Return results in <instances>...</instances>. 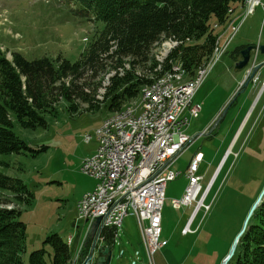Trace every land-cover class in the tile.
I'll return each mask as SVG.
<instances>
[{"label":"rangeland","instance_id":"1","mask_svg":"<svg viewBox=\"0 0 264 264\" xmlns=\"http://www.w3.org/2000/svg\"><path fill=\"white\" fill-rule=\"evenodd\" d=\"M241 22L227 53L210 72L211 65L208 67L206 73L209 74L202 81L203 85L194 99L195 104L202 106V111L190 119L186 135L192 142L172 167L180 175L167 184L161 234L165 246L155 253V264H221L229 251V244L234 243L232 233L240 220L238 215L243 213V206L248 205L254 191L260 189L258 186L263 183L264 91L262 94L260 92L264 81V66L237 97L236 104L228 109L214 134L200 135L216 122L235 98L237 90L242 89L241 81L246 75V69L237 71L235 68L237 61L234 52L237 46L243 44V40L249 41L250 45H257L261 37V44L264 45L262 7H258L245 21L242 15L237 26ZM100 29L101 25L90 21L77 0H0V50L9 60L13 52H18L29 60L48 56L64 57L75 62ZM171 39L155 44L151 56L155 58L157 66L150 72L147 67L149 63L145 67L138 65L139 76H145L153 83V74L159 63L164 61L168 47L172 48L170 44L177 41ZM132 60L130 57L125 58L124 69L106 74L103 88L109 85L111 77L116 74L124 76L126 71L131 70ZM257 61L263 64L264 55L260 54ZM156 75L160 76L158 72ZM194 76L187 72L184 83ZM103 88L99 90L101 94H104ZM98 95L96 98L99 100ZM251 109L247 126L241 132L237 146L206 202L211 205L210 212L205 215L202 210L198 214L193 226L195 229L202 222L198 233L183 236L182 229L192 215L195 203L175 208L173 201L181 200L185 194L188 185L186 172L190 162L197 153L203 154L199 174L204 177L201 184L205 188L213 179L215 170ZM111 114L103 105L95 111L74 114L62 102L56 114H46L47 127L25 129L15 121V134L30 148H48L36 156L31 152L0 155V161L8 164L0 166V172L21 179L33 195L32 205L23 207L20 215V220L27 226V249L22 254L24 264H30V254L43 248L44 241L52 234H58L64 241L73 236L75 245L72 253L77 242L85 237L87 225L79 220L77 205L85 194L94 190L96 181L83 173L82 165L86 158L97 152L96 142H87L85 137L94 135L95 138V131ZM239 154L240 158L237 159ZM5 194L7 197L12 196L9 192ZM46 248L52 252L49 246ZM122 252L124 254L121 255ZM47 261H50L48 256ZM133 263L149 264V259L142 244L138 220L130 212L120 228V239L113 248L110 264Z\"/></svg>","mask_w":264,"mask_h":264},{"label":"trees","instance_id":"2","mask_svg":"<svg viewBox=\"0 0 264 264\" xmlns=\"http://www.w3.org/2000/svg\"><path fill=\"white\" fill-rule=\"evenodd\" d=\"M77 1L90 21L101 25L77 61L48 56L29 60L18 52H13L9 60L0 50V155L31 152L36 156L46 151L47 147L34 150L20 139L14 132L15 121L25 129L47 127L46 114H56L62 102L74 114L95 111L102 105L110 113L121 110L128 101L138 97L142 87L152 83L149 78L137 74V67L149 63V71L154 70L157 64L151 56L152 50L163 40L173 38L180 44L170 53L166 63L169 60L180 62L193 76L213 57L218 41L215 26L227 24L233 16L230 11L240 14L245 0ZM246 48L236 50V61ZM128 57L133 58L131 70L124 76L111 77L104 99L98 100L96 96L103 88L104 76L124 69V59ZM155 77H158L156 73ZM235 104L236 101L232 106ZM6 165L0 161V166ZM262 179L260 189L254 191L248 205L243 206V213L238 215L240 220L232 233L234 240L264 189V177ZM7 192L12 196L7 197ZM32 202L33 195L21 179L0 172V264H24L22 254L27 249V226L20 215L22 208ZM104 237L107 242H113L112 232H104ZM91 244L90 240L83 250V258L88 256ZM231 246L229 244V251ZM72 257V250L64 239L52 234L44 241L43 248L30 254L29 263L69 264ZM229 264H264V197Z\"/></svg>","mask_w":264,"mask_h":264},{"label":"built area","instance_id":"3","mask_svg":"<svg viewBox=\"0 0 264 264\" xmlns=\"http://www.w3.org/2000/svg\"><path fill=\"white\" fill-rule=\"evenodd\" d=\"M259 6L264 10L262 0H245L243 21ZM232 30L233 35L225 46H221L220 58L226 52L239 27H233ZM258 53L259 50H256L255 56L250 59V71L257 64ZM166 70L167 78L188 72L181 63L170 60ZM208 74L205 73L204 81ZM201 86L194 85L180 89L179 93H176L174 112L171 116L165 117L164 122L149 125L143 137H135L139 120H133V125L129 126L128 130H112L111 136L104 139L102 150H97L94 156L83 161V173L95 179L97 185L94 191L85 194L78 204L79 220L87 222L88 230L76 251L75 264L81 263V253L90 238V229L98 218H101V222L97 229V240L104 242V232L107 231L113 233L116 243L120 235L119 229L130 212L138 220L149 264H155L156 251L165 246L161 241V234L166 187L180 175L174 172L172 167L191 142L186 131L190 119L197 117L202 109L201 105L194 104V98ZM165 94L149 96V107L135 109L126 115L133 117L134 111H141V116L151 115V107L155 102H163ZM104 127H110V123L104 122L96 131H103ZM85 140L89 142V135ZM141 140H148L147 150H140ZM132 159H140L139 170H131ZM202 162L203 154H197L192 159L186 172L189 183L185 194L181 200L173 201L175 208L196 204L191 218L182 231L183 235L196 233L198 228L193 230V223L199 211L205 210L207 214L211 210V205H206L205 202L212 184L205 189L202 187L203 176L199 174ZM69 239L72 242L74 240L73 237Z\"/></svg>","mask_w":264,"mask_h":264},{"label":"bare ground","instance_id":"4","mask_svg":"<svg viewBox=\"0 0 264 264\" xmlns=\"http://www.w3.org/2000/svg\"><path fill=\"white\" fill-rule=\"evenodd\" d=\"M220 39L221 38H219L217 41L214 57L211 59V61L205 66L199 68L195 76L191 80L186 81L185 83H184V76L186 75L187 72H185L184 74H175L173 78H167V70L164 69V62L167 61V56L170 55V52L173 49H175L179 44L177 41L172 42L170 45L173 47L172 48L170 46L168 47L167 53L164 57V61L159 63V67L156 69V72L162 74V76L155 77V73H156L155 72L153 74L154 76L153 83L146 85L141 89L139 100L136 99L134 102L130 101L125 106H123L121 110L115 112L114 114H112L110 118L106 119L105 122L110 123V127H104L103 131H95V138L98 141V150H102L104 146V139H107V136H111L112 130H116V131L128 130L129 126L133 125V120H139V126L135 130V137H143L146 134L149 125L157 124L158 122H164L165 117H170L171 114L174 112L176 93H179L180 89L182 88L193 87L194 85H202L204 82L203 80L204 75L208 67L211 65V68L209 70L210 72L214 67V65L217 63L215 61L217 57L220 56V52H221ZM162 93H166L164 97V101L154 103V105L151 107V115L141 116V111H134L133 117L132 115H126L128 113H131L135 109H141V107H149L150 106L149 96H159ZM98 98H102L101 92ZM93 138H94L93 136L89 135V142ZM147 147H148V140H141L140 150H147ZM139 167H140V159H132L131 170H139ZM67 245L69 247L73 245L71 239H68ZM74 261H75L74 259L71 260L70 264H74L73 263Z\"/></svg>","mask_w":264,"mask_h":264},{"label":"water","instance_id":"5","mask_svg":"<svg viewBox=\"0 0 264 264\" xmlns=\"http://www.w3.org/2000/svg\"><path fill=\"white\" fill-rule=\"evenodd\" d=\"M256 49V46L254 45H251L249 47H247L246 49H244L242 52H241V60L238 61L236 63V70L237 71H243L246 66L248 65L249 63V60H250V56H251V52L253 50ZM259 50H260V53L262 55H264V45H261L259 47ZM263 66V64H259L258 66H256L253 70V72L251 73L249 79L247 80V82L245 83L244 87H247L249 85V83L254 79V77L256 76V74L258 73V71L261 69V67ZM263 89H261V92L260 94L263 92ZM243 92V90H240L237 92L235 98L230 102L229 106H227L225 108V110L223 111V113L220 115V117L216 120V122L213 124L212 128L209 130L208 133H202L201 135L202 136H208L210 134H212L216 129L217 127L220 125L221 121L225 118L227 112H228V109L232 106V104L235 102V100L237 99V97ZM259 99V96L258 98L256 99V102L258 101ZM255 104V103H254ZM254 108V106H253ZM252 108V109H253ZM252 109L251 111L249 112L245 122L243 123L242 127L240 128V130L238 131V133L236 134L233 142L231 143L230 147H229V150H228V154L231 152V149L233 148V146L235 145L238 137L240 136L245 124L247 123L251 113H252ZM264 197V189L262 191V193L260 194L258 200L256 201V203L253 205V207L251 208L246 220H245V223H244V226H243V229L242 231L239 233V235L236 237L233 245L231 246L230 248V251L228 253V255L226 256V258L222 261L221 264H229V262L232 260V258L234 257L235 255V252H236V248H237V245L239 243V240L240 238L242 237V235L244 234V232L246 231L247 229V226H248V223L251 219V217L253 216L255 210L257 209V207L259 206V204L261 203L262 199ZM101 222V218H98L96 220V222L93 224V228L91 229V234H92V237H95L96 236V231H97V228L99 226ZM95 259V260H94ZM111 260H112V251L110 250V248L108 247H97L96 245V239H95V242L93 243L91 249H90V252H89V255L87 256L86 260L84 261L83 264H90L92 262V264H110L111 263Z\"/></svg>","mask_w":264,"mask_h":264},{"label":"crops","instance_id":"6","mask_svg":"<svg viewBox=\"0 0 264 264\" xmlns=\"http://www.w3.org/2000/svg\"><path fill=\"white\" fill-rule=\"evenodd\" d=\"M241 14L242 13H240V14H236V15H234V17H233V22H234V25H237L238 23H239V21H240V16H241ZM233 28V27H232ZM242 29V28H241ZM228 32V33H230L231 32V28H229L228 26H225V27H223V31H222V33L224 34L225 32ZM228 33L224 36V41H226V38L228 37ZM261 39V40H260ZM259 40L262 42V37L261 38H259ZM234 42V41H233ZM243 42V44H240V46H237V49L236 50H238L239 48H241V47H243V46H250V43H248L249 41H246V40H243L242 41ZM247 42V43H246ZM245 43V44H244ZM235 53V57H236V55H237V53H236V51L234 52ZM239 59V58H238ZM92 141H95L96 142V144H97V148H98V142H97V140H92ZM91 141V142H92ZM95 186H96V184H95ZM95 188V187H94Z\"/></svg>","mask_w":264,"mask_h":264}]
</instances>
